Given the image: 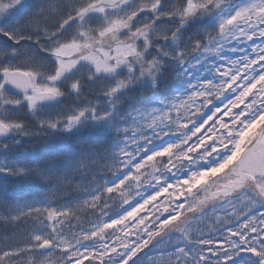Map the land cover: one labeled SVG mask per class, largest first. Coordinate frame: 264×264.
<instances>
[{
	"label": "snow or ice",
	"instance_id": "6c2138e0",
	"mask_svg": "<svg viewBox=\"0 0 264 264\" xmlns=\"http://www.w3.org/2000/svg\"><path fill=\"white\" fill-rule=\"evenodd\" d=\"M0 264H264V0H0Z\"/></svg>",
	"mask_w": 264,
	"mask_h": 264
},
{
	"label": "trees",
	"instance_id": "16d2710c",
	"mask_svg": "<svg viewBox=\"0 0 264 264\" xmlns=\"http://www.w3.org/2000/svg\"><path fill=\"white\" fill-rule=\"evenodd\" d=\"M52 111L55 112V111H58V109H54ZM39 146H41V145H36V147H39Z\"/></svg>",
	"mask_w": 264,
	"mask_h": 264
}]
</instances>
